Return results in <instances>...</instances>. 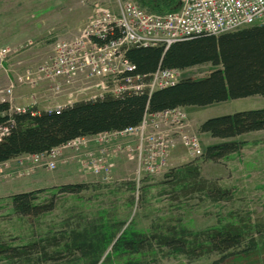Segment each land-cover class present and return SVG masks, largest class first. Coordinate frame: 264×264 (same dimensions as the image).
Instances as JSON below:
<instances>
[{"label":"trees","instance_id":"1","mask_svg":"<svg viewBox=\"0 0 264 264\" xmlns=\"http://www.w3.org/2000/svg\"><path fill=\"white\" fill-rule=\"evenodd\" d=\"M135 1L157 13L179 7L178 0ZM125 57L135 65V72L145 75L158 68L183 70L202 64L215 68L202 78H181L176 84L150 94H108L101 99L78 100L57 110L38 111L31 106L27 112L18 113L10 110L8 101H1L0 126H7L8 131L0 140V162L47 152L75 137L122 130L137 125L146 114L176 107H205L252 95L264 98V24L196 36L166 49L131 46ZM260 130H264V107L207 118L198 126V132L220 141L204 146L199 158L218 161L243 148L246 141L237 137ZM166 177L179 184L184 196L197 194L212 201H229L232 197L230 189L202 177L193 163L171 170ZM87 187L84 182L62 183L16 192L8 198L14 214L39 217L54 210L60 196L78 194ZM123 226L120 221L109 223L99 219L82 226L64 225L19 245L0 241V257L8 264L61 262L66 257V264H114L115 259L122 257L127 259L125 264H149L140 257L161 252L164 257L183 255L189 261L218 254L220 258L213 264H220L226 257L246 254L256 246L253 237L246 240L242 228L234 223L198 231L165 225L140 232Z\"/></svg>","mask_w":264,"mask_h":264},{"label":"rangeland","instance_id":"2","mask_svg":"<svg viewBox=\"0 0 264 264\" xmlns=\"http://www.w3.org/2000/svg\"><path fill=\"white\" fill-rule=\"evenodd\" d=\"M116 7L115 0H0V44L18 48V51L9 56L5 69H0V102L8 101L12 112H16L17 107L32 106L40 111L52 110L60 105L58 98L46 91L44 83L39 82L33 87L25 82L16 83L15 78L29 74L48 58L56 40L72 38L96 13L101 10L115 11ZM214 68L210 64L189 67L181 70V78H202ZM12 82L15 83L12 92L6 94V89ZM80 86V83L75 84L70 90L75 92ZM82 97L83 93H78L72 99L81 100ZM262 107L264 98L252 95L185 110L192 130L197 132L204 147L220 140L212 141L199 133V122ZM237 139L246 141L243 148L218 161H205L199 157L182 159L180 156H183V150L178 147L172 153L169 167L156 175L141 177L136 173L133 160L125 153L113 152V147H110L113 152L112 181H105L101 176L91 174L84 162V154L95 146L91 145L84 150H67L57 159L56 168L33 165L30 166L31 171L43 174L42 185L46 187L42 188L59 185L57 183L60 181V184L84 182L88 185L87 189L78 194L60 196L54 210L39 217L14 214L8 191L0 189V241L19 245L53 233L64 225L82 226L87 221L99 219H105L109 223L120 221L124 224L122 228L132 227L140 232H148L154 226L180 225L198 231L234 223L242 228L246 240L253 237L256 246L246 254L230 255L220 264H264V130L246 133ZM125 141L127 140L121 137L114 139L116 143ZM19 160H9L14 163L9 167L19 170ZM23 161L26 162L22 163ZM21 163L26 164L22 166L25 168L28 163L32 164L27 160H22ZM188 163L197 165L202 177L230 189L231 199L212 201L197 194L182 195L179 184L175 185L166 174ZM5 171L0 172V179ZM29 188H32L30 182L20 186V189ZM43 195L45 193L41 194ZM219 258L218 254H207L189 261L183 255L164 257L161 252L140 257L149 264H213ZM126 260L124 257L115 259L114 264H125ZM8 262L0 257V264ZM66 262L67 257L61 262L35 264Z\"/></svg>","mask_w":264,"mask_h":264},{"label":"built area","instance_id":"3","mask_svg":"<svg viewBox=\"0 0 264 264\" xmlns=\"http://www.w3.org/2000/svg\"><path fill=\"white\" fill-rule=\"evenodd\" d=\"M115 2V11L101 10L77 35L56 40L51 55L29 74L17 76L15 82L33 87L42 82L46 91L56 98H66L67 102L76 101L72 98L78 93L84 95L81 100L101 99L108 94L116 97L150 94L176 84L181 79V70L158 68L147 75L139 74L125 57L128 47L162 46L166 49L175 42L196 36L219 35L252 24H264V0H178L177 10L164 13L147 11L135 0ZM17 49L0 44V69H5L9 56ZM79 83L77 91L70 90ZM14 84H10L6 94L12 92ZM62 107L58 105L54 109ZM28 110V107L15 108L18 113ZM7 131V126H0V140ZM116 137L127 141L116 143ZM91 145L95 148L84 154V162L91 174L105 181H112L114 151L125 153L134 161L139 177L153 176L169 167L172 153L178 147L183 150L180 158L186 160L203 153L185 108L176 107L146 114L137 125L122 130L75 137L47 152L18 158L19 167L26 162L21 163L22 160L32 163L19 174L28 175L33 165L54 169L57 159L67 150H84ZM9 165L8 161L0 162V172Z\"/></svg>","mask_w":264,"mask_h":264},{"label":"crops","instance_id":"4","mask_svg":"<svg viewBox=\"0 0 264 264\" xmlns=\"http://www.w3.org/2000/svg\"><path fill=\"white\" fill-rule=\"evenodd\" d=\"M62 98H58V100H59L58 103L60 105H63V106L70 105L71 103L75 102L74 100L71 102H67V100H65L66 98H64V97H62ZM76 101H78V100L76 99ZM201 122L198 123V126L200 125ZM202 134L205 135L206 137H209L208 139L215 141V138H212L208 133H202ZM25 157H26L25 155H22V156H19L17 158H23L24 159ZM7 161H9V160H7ZM8 163L10 165L11 164L14 165V163H11L10 161ZM22 166H26V164H22L21 167L17 166V168H20L19 170H17V169L13 170V169H11V167H8L6 169V171L2 174V179H0V189L7 190L8 194L11 195L13 193L20 192V191H28V190L46 187V186L42 185V183H43L42 181H44V179L42 177L43 174L40 173V171H33V172L30 171L27 176L20 177L21 176L19 174L20 171L25 168ZM25 169H27V167ZM22 179H27L28 181H24V180L22 181ZM26 182H30L32 185V188L20 189V186L22 187V185ZM57 184H60V181Z\"/></svg>","mask_w":264,"mask_h":264}]
</instances>
